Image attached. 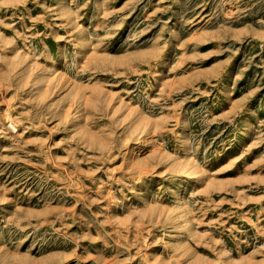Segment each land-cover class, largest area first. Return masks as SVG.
<instances>
[{
	"label": "rangeland",
	"instance_id": "374dc122",
	"mask_svg": "<svg viewBox=\"0 0 264 264\" xmlns=\"http://www.w3.org/2000/svg\"><path fill=\"white\" fill-rule=\"evenodd\" d=\"M0 264H264V0H0Z\"/></svg>",
	"mask_w": 264,
	"mask_h": 264
}]
</instances>
